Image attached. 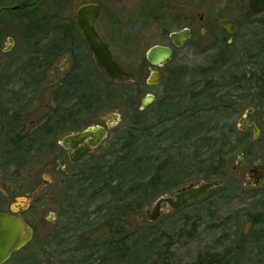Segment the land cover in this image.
<instances>
[{
	"label": "rangeland",
	"instance_id": "obj_1",
	"mask_svg": "<svg viewBox=\"0 0 264 264\" xmlns=\"http://www.w3.org/2000/svg\"><path fill=\"white\" fill-rule=\"evenodd\" d=\"M213 14L216 16L219 13ZM226 14L238 24L236 35L229 39L216 26L211 30L212 37H205L204 42L198 43L201 35L197 28L193 38L174 53L167 69L162 71L163 82L158 87L107 85L106 81H95V77L83 75L87 85L92 86L91 90L86 91L87 104H93L98 109L89 115V121L96 122L99 118L111 126L108 136L96 152L84 158L81 168L69 172L71 177L64 178L54 170L40 169V180L49 179L48 182L35 191L33 197L18 198L19 205L35 206L33 211L26 214L27 221L36 227L34 236L6 264H97L96 255L104 238H116V233L124 229L130 232L145 229L142 224L149 222L143 220L147 219L158 198L169 196L176 189L191 183L214 181L220 177L211 174V166L214 165L212 156L219 153V146L213 152L212 138H216L220 132L236 131L240 115L256 102L259 111L264 110V88H258L261 83L253 82L251 73L257 68L252 67L247 58V55L260 51H263L260 55H264V20L258 16L250 17L244 12ZM15 29L18 27L10 23L1 27L4 38L0 47L5 45V37L15 33ZM136 30L138 27L134 28V32ZM157 32L156 29L149 37L137 39L129 46L135 54L133 63L129 64L120 53H116L117 61L131 68L130 71L138 77L146 75L142 62L145 52L152 45L165 40ZM113 48L118 51L115 44ZM2 58L0 55V64ZM256 64L257 67L264 66V58L258 59ZM238 66L240 68L236 69ZM85 67L88 73L90 65L85 64ZM168 68L176 74L177 70L187 74L178 86L185 96L182 103L184 109L207 104V112L198 115L196 120L185 116L166 122V108L159 102L163 95L172 93L168 89L171 78ZM236 72L244 73L245 80L252 79L251 82L243 81V86L238 90L233 80ZM257 75L264 78V71ZM261 82L263 84L264 80L261 79ZM99 84H102L101 94L97 93ZM202 84L210 85L206 95L200 99L191 97L204 92V88L199 87ZM12 92L15 95H11V98L21 94L15 89ZM147 93L154 94L156 99L141 110L140 103ZM211 94L215 95L214 98ZM220 97L221 100L235 101L237 106L234 105L232 110L225 109L219 103ZM199 121L201 124L194 126ZM136 125L140 132L135 134ZM161 131L164 135L158 138L157 134ZM200 137L205 140L200 141ZM137 157L150 161L146 164L145 160L141 164L136 162ZM235 160L236 153L226 155L225 174L228 175ZM198 163L201 165L198 166ZM154 166L158 167L160 178L154 181L156 190L153 189V195L151 187L146 185L145 190L134 183L138 182L140 176L145 185L146 180L154 176L151 171ZM32 189L37 187L26 191L31 192ZM213 192L210 189L176 210L165 203L161 204L158 218L149 223L150 228L155 225L158 231L168 235V239H159L158 247L166 240L171 242L169 251L172 253V264H264V242H256L253 237L255 233L264 232L262 223L248 228L253 235L248 239L244 251H231L232 242L226 240L228 237L234 241L235 235V244L239 241L252 215L262 211L257 207L261 198H250L239 192L225 195L220 200L212 198ZM239 201H242V206L238 204ZM114 229L120 230L115 233ZM144 233L130 235L127 246L134 252L138 250L144 261L149 257L156 260L157 256L144 252L146 241L153 238ZM205 252L211 253L212 257L198 256L197 259L198 254ZM225 254L227 256L223 257Z\"/></svg>",
	"mask_w": 264,
	"mask_h": 264
},
{
	"label": "flooded vegetation",
	"instance_id": "obj_2",
	"mask_svg": "<svg viewBox=\"0 0 264 264\" xmlns=\"http://www.w3.org/2000/svg\"><path fill=\"white\" fill-rule=\"evenodd\" d=\"M248 2L249 0H0V29L7 23L18 27L15 33L5 37V45L0 47V55L3 57L0 64V212L20 215L32 228L34 236L36 227L27 221L26 214L33 211L35 206L19 205L18 198L33 197L35 191L48 182L49 179L40 180V169L54 170L64 178L71 177L69 172L81 168L84 158L96 152L105 142L111 126L99 118L96 122L89 121V115L98 109L93 104H87L86 91L91 90L92 86L87 85L83 75L95 77V81L105 80L115 86L142 84L150 88L158 87L163 82L162 71L167 69L174 53L193 38L197 28L201 35L198 43H201L205 37H212L211 30L216 26L225 33L222 29L225 22L235 25L236 33L238 32V24L227 16L228 12H244L250 17L258 16L263 19V15L249 12ZM82 10L87 12L86 16L94 17V31L109 50L112 59L129 73L128 79L111 80L96 67L89 44L79 27L78 17ZM214 12L219 14L215 16ZM17 14L19 15L16 16ZM136 27L138 30L134 32ZM156 29L158 35L166 41H159L147 51L154 46H162L171 51L170 56L153 65L146 59V51L142 62L147 73L138 77L130 71L131 68L117 61L116 53H120L129 64L133 63L135 54L130 51L129 46L137 39L149 37ZM182 32H186L188 38L175 45L172 35ZM0 34L1 42L4 37L1 32ZM114 44L118 51L114 50ZM85 64L90 65L88 73ZM168 73L171 77L168 89L172 93L163 95L159 103L166 108V122H173L174 119L187 116L195 106L184 109L182 105L185 96L178 86L181 85L182 77L187 74L179 70L176 74L169 68ZM156 80L158 82L154 84ZM102 84L98 85L97 93L101 94ZM199 87H203L204 92L191 97L200 99L205 96L210 85L202 84ZM258 88H264V84ZM12 89L19 91L20 96L11 98V95H15ZM144 99H150L151 103L156 97L147 93L142 101ZM256 104L240 115L236 131L222 134L224 142L217 150L219 155L214 153L212 156L214 165L211 166V174L216 177L220 175L217 180L211 181L217 182L211 188L214 191L211 195L213 199L222 200L225 195L239 192L250 198H261L257 207L262 211L256 212L258 215H252L239 241L235 244V235L234 241L226 238L232 242L233 252L247 249L248 239L253 235L248 230L251 225H264V110L259 111L258 102ZM173 108L178 110L174 111ZM251 124L257 127V134H254ZM214 140L212 138L211 143L213 152H216L221 141L216 143ZM231 153H236V160L227 175L224 173V160ZM35 186L37 189L26 191ZM34 201L37 202L38 199L35 198ZM242 201L235 205L238 203L242 206ZM245 214L247 215L246 211ZM253 237L256 242H264V232L255 233ZM19 251L14 252L3 264L10 262Z\"/></svg>",
	"mask_w": 264,
	"mask_h": 264
},
{
	"label": "water",
	"instance_id": "obj_3",
	"mask_svg": "<svg viewBox=\"0 0 264 264\" xmlns=\"http://www.w3.org/2000/svg\"><path fill=\"white\" fill-rule=\"evenodd\" d=\"M248 9L253 15L264 16V0H249ZM86 14V11H80L78 22L83 36L89 44L90 50L94 56L96 67L105 77L111 80L119 81L128 79L129 73L125 72L124 69L112 59L109 50L94 31V17L86 16ZM222 29L230 38L236 35L237 30L235 25L233 26L231 22L223 23ZM172 36L174 37L175 45H179L183 40L188 38L186 32L174 34ZM170 53L171 51L166 47L154 46L147 51L146 59L148 62L155 65L168 59ZM157 82L158 80L154 81V84ZM149 102L150 99H144L140 105V109H144ZM251 128L254 134L258 133L255 124H251ZM215 185H217L216 181H206L198 184L191 183L186 187L177 189L172 195L162 196L154 203V207L147 215V219L149 221H155L158 218L162 203L167 204L172 210L179 209L206 193ZM32 237V228L21 218L20 215L14 216L0 212V264L7 261L14 252L19 251L29 244Z\"/></svg>",
	"mask_w": 264,
	"mask_h": 264
},
{
	"label": "trees",
	"instance_id": "obj_4",
	"mask_svg": "<svg viewBox=\"0 0 264 264\" xmlns=\"http://www.w3.org/2000/svg\"><path fill=\"white\" fill-rule=\"evenodd\" d=\"M263 20H264V17H263ZM259 50L260 49H258V51ZM261 52H263V51L257 52L254 55H247V58L249 59V61H251L250 63L252 65V67L257 68L255 72L251 73V76L253 77V82L262 84L261 79L264 80V78H263V76L257 75V73L263 72L264 66H262V67L258 66L257 67L258 63L256 64L258 59L264 58V55H260ZM239 68H240V66H238L236 69H239ZM233 80L236 84V89L238 90V89H240V87L243 86L242 85L243 81L244 82H251L252 79H246L245 80V74L244 73L239 74L236 72L235 75L233 76ZM107 85H112V83L107 82ZM214 96L215 95H212L213 98H214ZM229 97H231V96H229ZM219 103H221L225 109H228V108L233 109L234 105H236L235 101H226L225 99L221 100V97L219 99ZM204 105L203 104L197 105L194 108H192V111H191V113H188L187 118L189 117L191 119L196 120L200 116V114L206 113L207 112V109H206L207 104L205 103ZM211 106L213 107L212 104H211ZM200 124H201V121L194 124V126H199ZM134 130H135V134L140 132L138 125L135 126ZM163 131H161L157 134L158 138L160 136L164 135ZM222 134H223V132H220V135L217 138H215L216 141L214 140L216 143L217 142L220 143V141H221V143L217 146H222V143L224 142L222 140L223 139ZM204 140H205L204 137H200V141H204ZM206 141H209V139H206ZM211 142H212V140H211ZM136 159H137L136 162H138V163L140 162L141 164L145 160H146V164L150 161V160L148 161V158L146 159L145 157H137ZM199 165H201V163H198V166ZM142 171H143V173L146 172V170H142ZM151 171H153L154 176H150L149 179L146 180L145 185H143V183H142L143 181H141L142 177H140V176L138 178V182H136L134 184H136L137 187H142L145 190H147V188H146L147 186L151 187V192L153 194V191L156 190V185L154 184V181H155V179L160 178V174H159L160 172L158 173V167H155V166L153 167V170H151ZM207 173H208V171H207ZM115 189H119V188L115 187ZM127 192L131 193L130 190H128ZM143 221H147L150 223V221H148L147 219H144ZM149 223L142 224L145 227V229L142 228V229H139L136 231L134 230V232H130L129 230H125V229L121 230L120 232H117L120 229H114L115 233L117 232L116 234H118V235L116 238H111V239H107V240L104 238V241L101 242V244H100L101 249L98 251L99 254L96 255L98 257L97 264H141L142 262H144L142 264H172V260H173L172 259V253H170V251H169L171 242H169V240H166L162 243L161 247H158V244L160 243L159 239L162 237L168 239V235L164 232L158 231L156 229L155 225L153 226V228H150ZM138 233H140V234L144 233L146 236L148 235L149 237H153L152 239L146 241V244L144 245L145 246L144 252H148V253H150V255L152 253L153 255L157 256L156 260H153L151 257H149L144 261L143 260L144 258H141L139 256L140 254H139L138 250H135V252H134V250H132L129 246H127V242H128V239L130 238V235L138 234ZM157 234H158V238H157ZM90 240H91V238H90ZM198 256H199V258H202V257L208 258V257H211V253L205 252L202 254H198L197 259H199Z\"/></svg>",
	"mask_w": 264,
	"mask_h": 264
}]
</instances>
